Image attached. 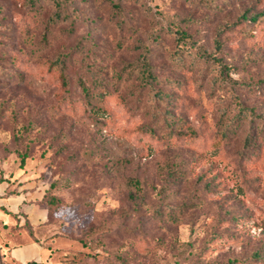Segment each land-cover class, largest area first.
<instances>
[{
	"label": "rangeland",
	"instance_id": "374dc122",
	"mask_svg": "<svg viewBox=\"0 0 264 264\" xmlns=\"http://www.w3.org/2000/svg\"><path fill=\"white\" fill-rule=\"evenodd\" d=\"M263 11L0 0V181L31 184L71 264H264Z\"/></svg>",
	"mask_w": 264,
	"mask_h": 264
},
{
	"label": "crops",
	"instance_id": "0c3cea01",
	"mask_svg": "<svg viewBox=\"0 0 264 264\" xmlns=\"http://www.w3.org/2000/svg\"><path fill=\"white\" fill-rule=\"evenodd\" d=\"M37 198L31 184L21 179L0 181V228L6 231L0 234V264H71L60 238L41 234L47 209Z\"/></svg>",
	"mask_w": 264,
	"mask_h": 264
},
{
	"label": "trees",
	"instance_id": "16d2710c",
	"mask_svg": "<svg viewBox=\"0 0 264 264\" xmlns=\"http://www.w3.org/2000/svg\"><path fill=\"white\" fill-rule=\"evenodd\" d=\"M30 1L31 2H34V1L35 2H39L40 0H30ZM263 13H264V11H263ZM58 16H59L58 14L55 15L52 20H56V18H58ZM50 18H52V17H50ZM241 18L247 20V17H246L245 14H242ZM255 18H256V16H252L251 17L252 20H255ZM230 26H231V24H227L226 27H223V28L219 29L217 31L218 32L217 35L219 36L223 32V30L228 29ZM215 45H216V48L218 50H220L221 46H222V43L220 42L219 39H216L215 40ZM176 51H178V50H175L174 52L176 53ZM211 58H212V61L217 64V66H218V68L220 70L221 81H224L222 79V77H223V74L226 71H230L229 66H227L223 62L222 58H220V57H216L215 55H211ZM61 80H62V84H65V77H64L63 73L61 75ZM214 80H215V82H217L218 80H220V78L215 77ZM153 96L155 98H163L165 96V94L163 92H161L160 90H157V91H154ZM237 109H238L239 116H241V117H248V116H251L253 114V112L250 109H248V108H246V107H244V106H242L240 104H237ZM164 112H165L164 113V121L167 124L171 125L172 122H173V118L171 117L170 112H168V111H164ZM236 119H237L236 117H232L231 120H229L225 124H223V126L221 127L222 134L220 135V137H226L228 135V133H229L228 131L230 130V126L232 125L233 121H235ZM246 140L249 141V142L252 141V137H251L250 134L247 135ZM28 264H36V263H28Z\"/></svg>",
	"mask_w": 264,
	"mask_h": 264
}]
</instances>
